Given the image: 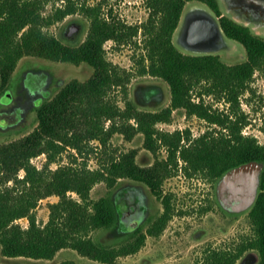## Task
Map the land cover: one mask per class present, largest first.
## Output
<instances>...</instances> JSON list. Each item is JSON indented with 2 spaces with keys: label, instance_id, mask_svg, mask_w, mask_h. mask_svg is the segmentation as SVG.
I'll list each match as a JSON object with an SVG mask.
<instances>
[{
  "label": "trees",
  "instance_id": "trees-1",
  "mask_svg": "<svg viewBox=\"0 0 264 264\" xmlns=\"http://www.w3.org/2000/svg\"><path fill=\"white\" fill-rule=\"evenodd\" d=\"M64 1H67L65 6L44 14V0H0L3 90L8 88L12 74L25 56L76 65L84 63L92 68L87 79L66 82L54 96L47 93L37 108L38 124L33 130L0 143L1 253L9 257L53 259L62 249L72 248L102 264H115L120 256L137 253L146 244L148 235H161L172 219L174 208L170 196L164 193L163 182L174 168L188 176L204 174L218 182L227 170L241 163L257 160L264 164V144L256 136L243 133L250 120L241 106L242 95L253 90L255 72L264 71V36L224 14L220 0H145L150 12L142 24H126L111 16L110 11L104 15L102 2L90 6L75 0ZM191 1L201 2L216 13L226 36L245 46L244 61L229 64L219 54L191 53L179 47L175 33ZM78 9L90 17L83 41L75 43L45 31L46 26ZM140 31L145 49L138 61L140 73L163 79L171 90L170 104L162 109L143 110L128 99L127 84L132 73L106 57L107 40L132 42ZM114 88H122L126 94L124 107L109 98ZM205 95L229 103V110L215 108ZM177 109L203 118L211 126L217 124L220 129H208L195 138L189 128L160 130L157 124L171 122ZM107 119L112 120L108 127ZM116 131L128 139L142 133L145 147L152 151L155 161L139 164L137 150L132 149L99 163L96 168L89 167L86 161L78 162L75 155L68 164L51 168L68 147L76 149L78 154L93 150L88 145L92 140L106 147ZM161 148L166 149V158L158 154ZM41 153L47 154V160L38 168L32 158ZM122 178L147 185L163 199L164 210L146 231L136 227L129 239L118 244L102 238L107 233L113 236L117 230L121 204L127 202L126 194L132 187L119 188V192L123 191L120 203L118 190L99 199H93L91 192L98 182L106 181L112 188ZM51 195H57L59 200L49 204V220L41 225L36 209L42 199ZM248 214L253 236L234 248L206 250L203 260L196 264H237L246 256H258L257 264H264V167L258 199ZM22 217L29 220L28 227L18 222ZM99 229L106 231L98 239L93 238L91 234ZM59 264L74 262L67 260Z\"/></svg>",
  "mask_w": 264,
  "mask_h": 264
},
{
  "label": "rangeland",
  "instance_id": "rangeland-1",
  "mask_svg": "<svg viewBox=\"0 0 264 264\" xmlns=\"http://www.w3.org/2000/svg\"><path fill=\"white\" fill-rule=\"evenodd\" d=\"M75 1L90 6L102 2L104 15L107 16L110 11L112 12L111 16L121 19L126 24H142L148 19L150 12L145 0ZM237 1L220 0L224 14L248 24L256 33L264 36V27L257 24V20L246 19L234 11L233 8L238 5ZM44 2V14H49L55 11L57 7H63L67 4V1L64 0H44ZM196 6L208 7L201 2L191 1L188 2L185 12ZM240 9H245L244 12L247 15H252V13L248 14L247 12L249 6L244 7V9L240 7ZM74 21H81L85 25L82 33L73 38L75 43H79L87 36L90 26V17L81 9L46 26L44 29L55 36L65 37L66 26ZM104 48L108 60L132 73L131 80L127 84L128 99L133 100L143 110L162 109L170 104L171 90L169 85L161 78L141 74L139 71L141 64L138 61L145 52L144 35L141 31L132 42L117 43L110 39L105 42ZM219 54L229 64L238 63L247 58L245 46L229 37L226 51L219 52ZM91 73L92 68L84 63L76 65L36 56L23 57L12 74L7 89L1 88L0 80V143L20 138L37 126V108L41 101L46 99L47 93L54 96L66 82L72 79L85 80ZM148 87H154V91L157 93L156 96L154 95L155 97L150 98L143 94ZM251 87L253 90L247 91L241 98L242 109L248 114L250 120V123L244 127L243 133L256 136L264 144L263 70L255 72ZM125 97L126 94L122 88H114L109 95L112 102L121 107L125 106ZM205 98L215 108L229 110V103L213 96L205 95ZM117 121L121 122L119 119ZM111 124L112 120L107 119L105 121L106 127ZM157 127L164 131L189 128L194 138L208 129L212 128L211 130L214 131L220 129L217 124L211 126L205 119L196 115H187L184 109L175 110L171 122H160ZM88 145L93 146L94 149L85 150L82 154H78L76 149L68 147L64 153L59 155L58 161L51 164V168L68 164L72 161L73 155L78 157V162L86 161L89 167L96 168L99 163H106L114 156L117 157L132 149L137 150L139 164L149 165L155 161L152 151L145 147L142 133H136L132 139H128L126 135L116 131L109 137L106 147L102 146L98 140H92L88 142ZM158 154L162 158L167 157L165 148H161ZM46 160L47 154L41 153L32 158V163L41 168ZM23 173L24 171L21 170L20 174ZM216 186L217 181L204 174L188 176L183 170L174 168L173 172L163 182L164 193L170 196L174 208L172 219L161 235H148L146 244L137 253L120 256L115 264H196L203 260L206 250L234 248L248 237L253 236L254 230L248 211L229 214L219 203ZM126 187H132V189L126 194L127 202L121 204L123 210L120 209L117 230L113 236H109L107 233L105 238H102L118 244L129 239L136 227H142L146 231L152 221L164 210L163 199L158 198L147 185L131 178L119 179L112 188L108 186L106 181L98 182L93 187L91 195L93 199H99L102 196L112 195L114 191L118 190L117 198L120 203L123 191L120 189L119 192V188ZM72 194L78 197L75 192ZM58 200L57 195H51L40 201L36 209L39 224L45 225L48 222L49 204ZM18 222L23 227L29 226V220L26 217L18 219ZM104 231L106 230H95L91 235L98 239ZM250 252L257 254V251ZM67 260L73 261L74 264H102L81 255L72 248L62 249L53 259H37L26 256H4L0 247V263L2 264H59Z\"/></svg>",
  "mask_w": 264,
  "mask_h": 264
},
{
  "label": "water",
  "instance_id": "water-1",
  "mask_svg": "<svg viewBox=\"0 0 264 264\" xmlns=\"http://www.w3.org/2000/svg\"><path fill=\"white\" fill-rule=\"evenodd\" d=\"M237 2L243 9L249 6L247 12L252 13V16L264 14V0ZM84 27L81 21L71 22L66 26L64 35L70 39L78 37ZM178 33L177 43L180 45L179 42H183L185 47L193 52L208 53L211 47L228 45V37L221 27L219 17L209 7L196 6L188 9ZM263 167L262 162L250 160L230 168L221 176L217 182L216 193L224 210L229 214H237L253 207L260 193Z\"/></svg>",
  "mask_w": 264,
  "mask_h": 264
},
{
  "label": "flooded vegetation",
  "instance_id": "flooded-vegetation-1",
  "mask_svg": "<svg viewBox=\"0 0 264 264\" xmlns=\"http://www.w3.org/2000/svg\"><path fill=\"white\" fill-rule=\"evenodd\" d=\"M234 11H236L239 15H241L242 17L249 19V20H257V24L262 25L264 27V14H259L257 16H252V15H247L244 10L240 9L239 5H235V7L233 8ZM66 40L72 41L74 42L75 39H70L67 37H64ZM143 94H145V96H148L150 98H153L157 95V93H155L154 91V87H148ZM155 95V96H154ZM41 100V99H40ZM258 256H256L255 258L252 256H246L244 258H242L239 262V264H257L258 262Z\"/></svg>",
  "mask_w": 264,
  "mask_h": 264
},
{
  "label": "crops",
  "instance_id": "crops-1",
  "mask_svg": "<svg viewBox=\"0 0 264 264\" xmlns=\"http://www.w3.org/2000/svg\"><path fill=\"white\" fill-rule=\"evenodd\" d=\"M184 12H185V10H184ZM185 14V13H184ZM184 14H183V16H184ZM183 16H182V19H183ZM181 22H182V20H181ZM180 26H181V23H180ZM180 26L178 27V29H177V31H176V33H175V36H176V38H177V35L179 34L178 32H179V28H180ZM180 36V35H179ZM178 36V37H179ZM175 38V39H176ZM178 39H180V38H178ZM175 42L177 43V41L175 40ZM179 43H181L180 45H179V47L181 48V49H183L184 51H186V52H191V53H198V52H193V51H190V49H188V48H186L185 47V45L183 44V42H179ZM211 49V51L210 52H208V53H216V54H219V52H223V51H226V47H220V46H216V47H211L210 48ZM201 53H203V52H201ZM220 55V54H219Z\"/></svg>",
  "mask_w": 264,
  "mask_h": 264
}]
</instances>
